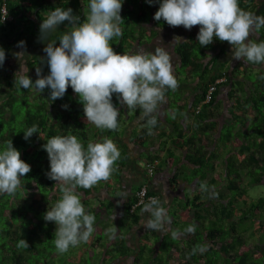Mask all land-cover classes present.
<instances>
[{
	"label": "trees",
	"instance_id": "1",
	"mask_svg": "<svg viewBox=\"0 0 264 264\" xmlns=\"http://www.w3.org/2000/svg\"><path fill=\"white\" fill-rule=\"evenodd\" d=\"M60 1L62 0H54L57 7H60ZM6 5L13 19L0 23V46L6 50L5 65L0 69V146L12 140L13 146L21 153V159L31 165V170L21 180L24 187L18 189L14 196L0 194V264H49L48 258L51 256L63 260L69 253L82 255L87 251L88 241L70 246L64 253H60L54 245L56 226L53 222L44 221L43 213L60 198V184L46 175L49 160L41 146L55 135L66 134L77 136L85 147L89 142H99L105 137L112 139L116 144L120 157L114 162L109 178L97 182L89 189H77L83 193L81 200L85 211L94 215L96 223L99 215L98 212L95 213L90 196H87L103 187L109 195H117L127 151L126 145L114 141L120 132L119 119H125L124 115L129 109L134 111L130 118L134 113L139 114L141 109L139 106L129 108L118 103L114 94L113 103L119 109L117 127L111 130L100 129L87 121L82 104L71 87L66 90L63 98L55 101L48 99L47 89L38 93L32 88L18 87L14 83V73L18 67L10 65L12 60H16L13 51L15 38L12 39V35L18 36L23 31L33 35L37 32L34 22L46 18L50 12L49 8L53 6L48 0H6ZM147 5L148 11L153 6L155 11L158 9V4L149 5L145 0H124L120 13L123 19L120 25L122 35L109 42L114 51L121 54L134 53L135 45H148L154 40L156 30L148 33L144 28L149 16L145 11ZM239 7L264 16V1L239 0ZM80 18L86 19V15ZM154 23L157 29L167 25L162 19L155 20ZM57 33L55 39L60 36V32ZM196 35L197 31L191 28L184 38H177L173 46L179 62V67H175L173 73L177 80V91L181 90L182 80L179 76L183 72H186L184 78L190 79L188 84L194 85L192 94L185 95L182 90L181 94H173V98L168 101L170 116L165 118L172 126V132L176 134L168 144L167 141L159 142L160 149L166 154L165 158L158 161L159 155L152 154L144 160L157 162L154 173L162 164L173 166L179 164L182 159L186 161L187 165L180 166L179 174H185L187 183L194 182L196 192L185 200L186 203H183L181 208L186 215L188 211H192L193 219L189 221L185 215L180 221H174L171 231L161 237L149 232L145 235L146 239L143 237V242L134 248L118 246L119 240L111 244L116 250L106 247L107 243L102 244L98 248L103 261L112 259L116 264H164L171 257L170 250H173L172 254L178 257V264H264V196L254 200L248 199L247 196L248 186L254 183L264 184V71L258 72L253 87L246 89V96H241V93H229L232 97L228 112L231 122L229 126L223 124L220 128L216 100L220 88L231 82L233 72L219 58L225 53V45L228 46L229 43L214 39L210 45L201 47L196 41ZM251 39L255 40L257 37ZM258 39L264 40V28L259 30ZM31 43L34 45L32 49L37 50L40 43L36 40ZM58 43L59 41L57 45ZM27 61L29 75L33 80L36 78V67H40L44 74L47 73L43 51L31 53ZM252 65L264 66V63ZM222 75H225V80L215 83ZM212 83H215L212 98L203 102ZM241 89L244 91V87H240ZM65 104L68 105L67 109L62 107ZM197 106H200L199 110H196ZM185 116L193 117L192 127L186 122V130H190L189 133L180 125ZM152 119L156 121L154 125L149 123ZM159 119L154 112L142 116L137 129L132 131L130 140L139 146L153 143L154 132L158 131L162 124ZM33 124L39 129V137L34 133L26 141L23 131ZM229 129L233 130L232 133ZM156 135L157 138L162 136L160 132ZM241 136H245L246 140L240 138ZM215 143L222 146L218 152ZM177 172L175 171L171 179V186L179 180ZM188 172L190 174H187ZM140 187H135L131 199L123 205L126 217L133 216L143 207L135 206L131 211ZM151 193L154 194L149 190V194ZM98 206H102L101 199ZM189 227L193 228L192 232L187 231ZM173 231L181 232V236L173 238ZM152 236L161 243L156 258L153 256L155 248L148 245ZM21 239L28 242V248L17 247ZM120 240L123 241L121 238ZM93 243L89 242V245L93 246ZM201 248L204 250L200 251ZM145 250L148 251L146 259L136 255L137 252L143 253ZM131 254L133 259H124ZM78 258L74 255L69 259L77 262ZM53 262L54 260L51 264Z\"/></svg>",
	"mask_w": 264,
	"mask_h": 264
},
{
	"label": "clouds",
	"instance_id": "2",
	"mask_svg": "<svg viewBox=\"0 0 264 264\" xmlns=\"http://www.w3.org/2000/svg\"><path fill=\"white\" fill-rule=\"evenodd\" d=\"M123 2L124 0H89L88 14L83 20L71 7H56L50 11L39 24L38 37L42 41H48L42 49L48 71L44 74L40 67H36V78L32 79L26 59L27 44L21 39L16 42L19 51L14 53L18 62L14 83L22 89H35L38 93L47 89L48 99L51 101L63 98L66 90L71 87L82 104L87 121L100 129L111 130L117 127L119 109L114 106V94L118 103L129 108L139 106L144 115L152 113L157 102L163 100L164 89L177 87L171 56L167 48L162 46H151L146 51L140 49L134 53L121 54L114 51L109 42L122 35L120 25L123 19L120 13ZM145 2L149 5L158 4L154 20L162 19L167 25L176 26L178 31L187 29L185 35L192 26L199 25L196 41L201 47L210 45L214 39L227 41L231 45L234 60L264 63V40L258 39L259 30L264 28V16L241 9L239 0ZM1 3L0 0V5ZM7 13L13 19L8 9ZM5 18L0 17V23H4ZM65 22L71 30L63 32L57 40H49L50 34ZM253 36L257 39L250 38ZM5 60L6 50L0 46V69L4 67ZM225 78L222 75L218 79L224 81ZM62 107L67 109L68 105ZM155 122V119L149 121L153 125ZM34 133H39L35 124L23 131V138L27 141ZM41 147L49 160L46 175L50 180L59 182L61 193L60 198L50 208L47 207L43 220L55 224L54 245L60 253H64L70 246L86 242L94 231L95 217L85 211L81 200L83 193L77 189H89L97 182L107 180L114 162L120 157V151L110 138L89 142L85 147L72 134L55 135ZM143 162L145 161L141 164ZM30 170L31 165L21 159V153L13 146L12 140L0 146V194L14 196L18 189L24 187L21 180ZM142 185L147 187L149 194L147 184L142 183L140 186ZM154 196L156 199L152 198L150 202L142 204L143 211L151 212L153 218H142L140 225L145 229L163 230L166 209L152 208V205L158 203L157 195ZM166 197L165 193V202ZM167 222L170 223V220ZM110 231V238H113L116 229L112 228ZM187 231L192 232L193 228L189 227ZM179 235L181 233L178 231L172 232L173 238L180 237ZM17 247L28 248L29 244L21 239ZM168 262L178 264V257Z\"/></svg>",
	"mask_w": 264,
	"mask_h": 264
},
{
	"label": "crops",
	"instance_id": "3",
	"mask_svg": "<svg viewBox=\"0 0 264 264\" xmlns=\"http://www.w3.org/2000/svg\"><path fill=\"white\" fill-rule=\"evenodd\" d=\"M69 7L73 8V6L76 5L75 1H86V5L88 7L89 0H68ZM48 2L53 6L57 7V4H55L54 0H48ZM60 6V3H59ZM82 13L87 16L88 10L82 9ZM86 11V12H85ZM155 9L154 6L150 9L151 14V21L149 24H144V28L149 33L150 31L157 32L156 36L154 37V40L150 42L148 45L142 44V45H135L133 47L134 52L137 50L143 49L147 50V48L155 47V46H162L167 48V50L170 53L171 61L173 64V73L175 67H179L178 62V56L174 52V44L177 40V38H184L185 32L187 29L183 31H178L176 26H165L160 29H157V27L154 25V19H153V13ZM40 22L36 20L34 22V27L39 28ZM166 28V29H164ZM66 31H69L68 29ZM39 33V31H37ZM57 32H60V35L63 34L61 31H55L50 34L49 40H57L55 39V35L58 34ZM39 35H32L31 33H28L26 31L21 32L20 35H12V39L15 38V43L13 47L14 53L16 51H19V49L16 48V42L23 39L26 41L27 44V54L29 57L31 53L37 52V50L42 51L43 47L46 45L44 44L46 41H42L39 38ZM255 38V36L250 37ZM32 40H36L40 43V45L37 47V50H33L32 47L34 45L31 43ZM42 41V43H41ZM43 45V46H42ZM226 51L224 54H222L219 58L220 61L225 62V66L228 67L230 71L233 72V77H230L231 82L227 84L226 86H222L220 88L218 97H217V118L219 121L220 128L223 124L229 126L230 125V115H229V108L232 104V97L229 96L230 94H236L241 93V96H246L247 94V88L253 87L255 83L254 81H250L249 78L246 76V73L248 70L253 71L252 69H255V72H263L264 66H258V65H252L248 62L241 60H234L231 55V46H226ZM13 60L11 61V65L13 64ZM256 74V73H254ZM229 75V73H228ZM238 75V76H237ZM248 79H247V78ZM236 82V84H234ZM193 84H182L181 88L184 91V94H192ZM236 86V87H235ZM235 87V88H234ZM240 87H244V91L242 89L240 90ZM178 86L175 88L177 90ZM170 91L165 88L164 89V98L162 101L157 102V107L153 110L154 113H156L160 117V122L162 123L158 129V131L154 132L155 136L157 132H160L162 136L160 138L154 137L153 143L147 145V146H139L134 144L131 140V133L134 129H137V126L142 118L144 116L143 110L141 109V112L139 114H135L132 118H130L132 113L124 115L126 117L125 119L122 118V120L119 119V135L114 140L118 144L126 145L127 151H126V162L125 165L122 168L121 172V178H120V189L116 196H111L106 192L105 187L100 189L97 192H92L87 197L90 196V202L95 206V213L99 215V219L96 223H94V231L90 235L88 241L93 240V246L94 247H100L102 244H106V247H112V243H114L117 240L123 239L124 242L128 244V247L134 248L144 239H146L147 233L154 232L155 236L161 237L164 234L171 231V226L174 221H180L184 218L186 215V212L182 210L181 205L183 203H186L185 200L189 199L190 197L195 195L196 192V186L194 182L187 183L185 174H179L180 166H183V164H186V161L184 159L181 160L179 164H174L173 166H170L169 164H162L157 171L151 176L148 177L145 169L143 168L141 162L145 160L146 157L157 154L159 155L158 161H161L163 158H165V152L160 149L159 142L162 141H168L175 136L176 133H173L172 126L167 123L165 116H170V110L168 108V101L171 100V97L169 98ZM165 112V114H164ZM193 117L185 116L183 121L181 122V127H183V130H186V124H192ZM187 122V123H186ZM118 123V120H117ZM125 123V124H124ZM192 127V125H191ZM190 130H186V133H189ZM241 140V139H240ZM219 151L221 148L218 149ZM174 160L173 158H171ZM175 171L177 172V176L179 177V180L176 181L173 186H171L170 182L172 177L175 174ZM187 174H190L188 172ZM142 183H146L148 186V189L154 194L158 196V203L155 205H152V208H158L163 207L166 209L165 212V222L162 224L163 230H154L151 231L149 229H145L143 226L140 225V221L143 218L144 220H148L153 218L151 215V212L143 211V207L139 208L135 214L131 217H126L123 213V205L129 201L132 197V192L135 189L136 186L141 185ZM114 187H116L114 185ZM115 191V190H113ZM165 193L167 194L166 201L165 202ZM188 197V198H187ZM101 199L102 206L99 208L98 202ZM107 201H105V200ZM106 203V204H104ZM185 212V213H184ZM178 214H181V216H177ZM188 218L189 221H192L193 219V212L188 211L187 215L185 216ZM170 220V223L167 221ZM181 224V223H180ZM180 224H174V226H180ZM102 225V227H101ZM115 228V235L113 238L108 240H105L104 242L100 243L102 240L101 235L112 236V233L110 229ZM110 233V235L108 234ZM181 233V232H180ZM181 236V235H179ZM153 237V236H152ZM171 238V237H170ZM179 238V237H178ZM157 239V238H156ZM155 237L151 238L148 242L149 246H152L154 250L153 256L156 257V255L160 251V245L161 243L156 240ZM143 242V241H142ZM92 243V242H91ZM173 250H170L171 257L168 258V260L172 261L174 257H176L175 254H172ZM143 255L147 254V252L139 253L137 252L136 255ZM144 256V255H143ZM148 256V255H146ZM152 256V258H153ZM174 256V257H172ZM130 258V259H129ZM151 258V259H152ZM124 259L131 260L133 259V255L126 256ZM150 260V259H149Z\"/></svg>",
	"mask_w": 264,
	"mask_h": 264
},
{
	"label": "rangeland",
	"instance_id": "4",
	"mask_svg": "<svg viewBox=\"0 0 264 264\" xmlns=\"http://www.w3.org/2000/svg\"><path fill=\"white\" fill-rule=\"evenodd\" d=\"M36 1H41V0H36ZM43 2H45V1H43ZM68 0H62V1H60V7L61 8H67V7H69V5H68ZM76 2V5L75 6H73V12L74 13H77V14H79V16L80 17H82V16H85L82 12V9L84 8L85 10H88V7H87V5H86V1H75ZM143 2V1H142ZM56 7H53V8H49V11H51L52 9L54 10ZM145 11L147 12V21H146V24H149L150 23V21H151V14H150V11H148V5L146 6V8H145ZM40 12H45V11H43V10H40ZM86 12V11H85ZM31 13L33 14L34 13V9H32L31 10ZM40 23H41V21H39ZM155 22V21H154ZM154 25H155V23H154ZM37 31H39V28L38 27H34ZM192 28H193V30H195V31H197L198 32V30L199 29H196V26H192ZM69 30L70 31V27L67 25V22H65L64 24H61L59 27H58V29L56 30V31H61V32H63V31H66V30ZM164 29H166V28H164ZM33 32V31H32ZM33 35H39V33L38 32H34L33 33ZM151 41V40H150ZM152 42V41H151ZM14 62H13V64H12V66L13 67H15V68H17L18 67V62H17V60H13ZM10 65H11V62H10ZM253 71H250V70H248V72L246 73V75L248 74V76L247 77H250V81L252 80V81H254V79L258 76V72L256 71L255 72V69H252ZM181 72H182V70H181ZM254 73H257V75L256 74H254ZM238 76V75H237ZM184 77H186V72H183L180 76H179V78L182 80L181 81V83L182 84H188V82H189V78H184ZM246 77V78H247ZM178 79V78H177ZM248 79V78H247ZM234 84H236V82H234ZM236 87V86H235ZM234 87V88H235ZM177 90L175 89L174 91H173V89H171L170 90V95H169V98L170 97H172L173 98V94H174V96H177V95H179V94H181L182 93V89L181 90H179V91H177ZM132 110L131 109H129L128 111H126L127 113H129V112H131ZM134 111H132L131 113H133ZM169 116V115H168ZM229 131L232 133V129H229ZM157 136V135H156ZM155 136V137H156ZM240 138H243V139H245L246 140V137L244 136V137H240ZM214 144V143H213ZM222 146L220 145V144H217V143H215V149H216V151L218 152V149L219 148H221ZM247 196L249 197L248 199H250V200H254V199H257L258 197H260V196H264V184L263 183H254L253 185H250V186H248L247 187ZM101 227H102V225H101ZM109 235H110V233H108ZM101 237H102V240H101V242L100 243H102V242H104L105 240H108L107 238L109 237V239H111L110 238V236H105V235H101ZM93 240H90L89 242H92ZM107 243V242H106ZM127 246L128 247V244L126 243V242H124V241H121V240H119V244H118V246ZM116 250V248H115V246H113V247H111V250ZM86 252L85 253H82V255H80V254H76V253H69V256H68V254H66V258L65 259H63V260H57V259H55L54 257H49L48 258V261H49V264H51L52 263V261L54 260V262H53V264H116V263H114L113 261H112V259H108L107 261H103L101 258H100V254H101V251H100V249L98 248V247H94V246H92V245H87L86 246ZM100 251V252H99ZM144 252H148L147 250H145ZM143 252V253H144ZM74 255H76L77 256V258L78 257H80V258H78V261L76 262V261H74V260H71V259H69V258H73V256ZM144 255V256H143ZM143 255H140L141 257L143 256V258L144 259H146V254H143ZM61 256H63V255H61ZM151 260V259H150ZM157 263H159L158 261H156ZM143 264H146V263H143ZM160 264V263H159ZM164 264H169L168 262H164Z\"/></svg>",
	"mask_w": 264,
	"mask_h": 264
},
{
	"label": "built area",
	"instance_id": "5",
	"mask_svg": "<svg viewBox=\"0 0 264 264\" xmlns=\"http://www.w3.org/2000/svg\"><path fill=\"white\" fill-rule=\"evenodd\" d=\"M1 2L2 3L0 5V17L5 16L6 18L3 21V22H5V21L11 19V17L7 13V8H6V5H5V0H1ZM218 81H220V80L217 79L215 81V83L218 82ZM215 83H212V84L209 85V87H208V89H207V91L205 93L204 102H207V101H209L212 98V93L215 90ZM196 110H199V106H197V109ZM156 163H157L156 161L155 162H152V163H150V162H143L142 163V165L146 169V172H147L148 175H150V176L153 175L154 169L156 167ZM152 198H155L156 199V197L154 195L148 194L147 187L145 185H142L140 187V189L136 192V202L134 203L133 207L131 208V211H132V209L135 206L142 205V204H144L146 202H150V200Z\"/></svg>",
	"mask_w": 264,
	"mask_h": 264
},
{
	"label": "flooded vegetation",
	"instance_id": "6",
	"mask_svg": "<svg viewBox=\"0 0 264 264\" xmlns=\"http://www.w3.org/2000/svg\"><path fill=\"white\" fill-rule=\"evenodd\" d=\"M258 2L260 1H264V0H257ZM194 26H196V29H199V25H194ZM193 29V28H192Z\"/></svg>",
	"mask_w": 264,
	"mask_h": 264
}]
</instances>
